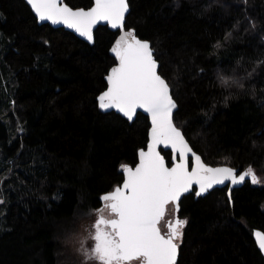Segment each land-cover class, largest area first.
<instances>
[{
	"label": "trees",
	"instance_id": "obj_1",
	"mask_svg": "<svg viewBox=\"0 0 264 264\" xmlns=\"http://www.w3.org/2000/svg\"><path fill=\"white\" fill-rule=\"evenodd\" d=\"M128 2L125 26L151 42L193 149L264 176V0ZM118 33L99 26L90 45L39 24L25 0H0V264H64L67 239L146 147V115L99 106ZM227 190L183 197L176 264H264L253 237L264 230V184Z\"/></svg>",
	"mask_w": 264,
	"mask_h": 264
},
{
	"label": "snow or ice",
	"instance_id": "obj_2",
	"mask_svg": "<svg viewBox=\"0 0 264 264\" xmlns=\"http://www.w3.org/2000/svg\"><path fill=\"white\" fill-rule=\"evenodd\" d=\"M40 21L63 23L75 29L89 41L93 39L92 28L98 21H109L113 28H123L127 0H94L90 10H73L63 0H28ZM111 51L119 59V65L106 77L109 87L99 97L102 109L117 108L129 119L136 110L144 109L151 114V143L147 151L139 152V164L133 169L121 166L126 172L122 186L116 187L101 199L108 202L114 218L103 215L89 233L92 248L81 242L85 260H97L100 264H128L132 260L140 264H176L178 245L186 220L175 219L169 223L170 232L162 235L158 227L165 207L173 204L174 212L180 211V197L190 191L193 183L199 186L196 195L223 184L226 180L238 184L251 178L259 183L254 170L249 167L237 176L229 167L206 166L201 157L193 152L184 135L172 121L176 108L169 92V85L157 72V61L150 44L137 39L128 31L115 43ZM226 82V81H225ZM159 145L170 146L180 154V162L169 167L157 151ZM189 154L194 166L189 171ZM258 247L264 251V232L254 233Z\"/></svg>",
	"mask_w": 264,
	"mask_h": 264
},
{
	"label": "water",
	"instance_id": "obj_3",
	"mask_svg": "<svg viewBox=\"0 0 264 264\" xmlns=\"http://www.w3.org/2000/svg\"><path fill=\"white\" fill-rule=\"evenodd\" d=\"M25 1H26L27 4L30 6L31 10L33 11L34 15L36 16V18H37V20H38L37 14H36V12L34 11V9L32 8V6L28 3V0H25ZM63 3H64V4H67L64 0H63ZM67 5H68V4H67ZM127 5H128V10H127V12L124 14V21H123V25H124V26H123V28H113V27L111 26V23H110L109 21H98V22L93 26V28H92L93 39H92L91 41H89L85 36H81V35L79 34V32H77L75 29H73V28H69L67 25H65V24H63V23L53 24L51 21H40V20H38V23H39V24H45V23H48L49 25H51V26L54 27V28L63 27V28H65L66 30L73 32L76 36H78V37L81 38L82 40L86 41V42L89 43L90 45H93V44L95 43V31H96V29H97L99 26H107L110 30L119 32L118 35H117V37H116V39H115V41L113 42V44H112V46H111V49H112V48L114 47L116 41H117L122 35H124V34H125L126 32H128V31H132V32H134L133 29H127L126 26H125V23H126V17H127L128 13H129V11H130V6H129V2H128V0H127ZM68 6H69L70 8H72L73 10H85V11H87V10H90L92 7H94V0H93V4H92L89 8H73V7H71L70 5H68ZM134 34H135V36H136L137 39H140L141 41L148 42V43L150 44L151 48H152L151 42H150L149 40H147V39H143V38L139 37L135 32H134ZM111 49H110V53H111V55H112V56L114 57V59H115V64L110 68V70H109V72H108V74H107L106 77H108V76L110 75L111 69H112L113 67H117V66L119 65V59H118V57L115 56V54L111 51ZM152 52H153V57L155 58V55H154V49H153V48H152ZM155 60L157 61V65H158V67H157V72H158L159 75H161V73L159 72L160 63H159V61H158L156 58H155ZM161 77H162L163 79H165V81L168 83L167 79H166L163 75H161ZM106 81H107V79H106ZM168 85H169V83H168ZM108 87H109V83H108V81H107V88H106L103 92H105V91L108 89ZM103 92H102V93H103ZM169 92H170V95H171V97H172V100H173V101L175 102V104H176V108L173 109V112H172V121H173V124H174L177 128H179V130L182 132V134L184 135V139L188 142V144H189V146L192 148L193 152H195L196 155H198V156L201 157V161H202L206 166H208V167H212V168H217V167H229V168H232V169H234V171L236 172L237 176H239L240 174H242L243 172H245L246 170L238 171V169H236V168H234V167H232V166H230V165H226V164L210 165V164H207V163L203 160V157L193 149V147L191 146V144H190V142L188 141L187 137L185 136L183 130H182L180 127H178V126L176 125V123H175V121H174V113H175V112L177 111V109H178V103H177V101L175 100V98L173 97V94H172V90H171V86H170V85H169ZM103 110H105V111L115 110L116 112L120 113L121 115H123L124 117H126L127 119H129L127 116H125V115H124L119 109H117V108H109V109H103ZM138 113H143L144 115H146V116L148 117V119H149V123H150L149 132H148V142H147V145H146L145 148H141V149L139 150V152H140L141 150H143V151H147V147H148V145L151 143V128H152V121H151V114L148 113V112H146L144 109H139V108L136 110V113H135V115L132 117V119H129V120H131V121L135 120L136 117H137V115H138ZM157 151L160 153L161 156L164 157V159H165V163H166L169 167H171L174 163H178V162H180V154H179L178 152H176L174 149H172L170 146L165 147L164 145H159L158 148H157ZM163 151H170V152H171V155H172V163H171V164H169L168 159H167V157L165 156V154H164ZM139 152H138V161H137V163H136L134 166H132L133 169H135V167L138 166V164H139V160H140ZM193 166H194V157H192L191 154H189V171L192 170V167H193ZM125 179H126V172H124V179H123L122 183L125 181ZM248 180L251 181V178H250V177H246L245 180H244L243 182L238 183V184H232L231 181H227V180H226L223 184H214V185L212 186V188L208 189L207 192L202 193V194H200V195H205V194H207L209 191L214 190L215 188H222V187H226V186H228L227 193H228V196H229V198H230L231 195H232V190L235 189V188H239V187L243 186V185L245 184V182L248 181ZM122 183H121L120 186H122ZM198 191H199V186H198L197 184L193 183L192 186H191L190 191H188V192H186V193H183V194L181 195V197H180V202H181V200L183 199V197H184L185 195H188V194H190V193H192V192H195V194H196ZM103 196H104V195H103ZM103 196H102V197H103ZM197 196H199V195H197ZM102 197H101V198H102ZM169 204H170V203H169ZM166 208H167V205H166V207H165V212H166ZM165 212H164V215H165ZM176 214H177L176 218H177V217L179 218L178 213H176ZM164 215H163V216H164ZM163 216H162V217H163ZM162 217H161V218H162ZM160 220H161V219H160ZM159 222H160V221H159ZM158 227H159V223H158ZM159 229H160V227H159ZM256 231L264 232V230H262V229H260V228H255V229L253 230V237H254V239H255V241H256V244L258 245V243H257V239H256V237H255V235H254V233H255ZM160 232H161V230H160ZM161 234H162V233H161ZM162 235H163V234H162ZM174 243H176V244L178 245L177 256H176V263H177V261H178V257H179V243L176 242V240L174 241ZM259 249H260V248H259ZM260 251H261L262 254L264 255V251H262L261 249H260Z\"/></svg>",
	"mask_w": 264,
	"mask_h": 264
},
{
	"label": "rangeland",
	"instance_id": "obj_4",
	"mask_svg": "<svg viewBox=\"0 0 264 264\" xmlns=\"http://www.w3.org/2000/svg\"><path fill=\"white\" fill-rule=\"evenodd\" d=\"M1 155V153H0ZM260 180L259 183L256 184H264V176L255 168H252ZM103 215L105 219L114 218L111 214L110 210L104 207V204L101 208L96 210L91 218L85 219L81 221L78 225V229L67 239L66 241V249L64 251V260L62 263L64 264H100L99 261L91 259L85 260V256L81 251V242L86 241L85 247L91 249L93 245V241L89 238V233L94 232L93 225L99 219V217ZM168 215L173 216V206L170 205L168 207ZM165 228V224L162 225ZM183 233V229H182ZM182 236L177 240V242L181 243ZM129 264H140L138 260H132Z\"/></svg>",
	"mask_w": 264,
	"mask_h": 264
},
{
	"label": "flooded vegetation",
	"instance_id": "obj_5",
	"mask_svg": "<svg viewBox=\"0 0 264 264\" xmlns=\"http://www.w3.org/2000/svg\"><path fill=\"white\" fill-rule=\"evenodd\" d=\"M228 188V186H226ZM108 203V202H104V205ZM173 204H168L167 205V208H166V212H165V215L161 218L160 222H159V227H160V230H161V233L163 235H167L169 232H170V228L168 227L169 223H174L175 222V219H176V216L177 214L174 212V208H173V216H169L168 215V207ZM178 216H179V213H178ZM179 219H181V217L179 216ZM165 224V228L162 227V225ZM177 242V240H176ZM130 262H128L129 264Z\"/></svg>",
	"mask_w": 264,
	"mask_h": 264
}]
</instances>
